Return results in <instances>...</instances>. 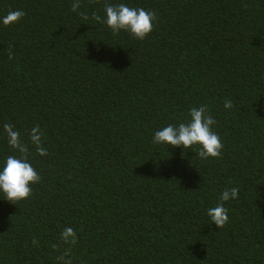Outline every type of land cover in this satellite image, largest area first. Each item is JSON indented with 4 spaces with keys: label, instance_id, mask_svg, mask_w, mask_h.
<instances>
[{
    "label": "trees",
    "instance_id": "1",
    "mask_svg": "<svg viewBox=\"0 0 264 264\" xmlns=\"http://www.w3.org/2000/svg\"><path fill=\"white\" fill-rule=\"evenodd\" d=\"M73 2L0 0V170L20 155L10 123L41 176L19 204L0 192V264H63L69 248L72 264H264V0ZM106 3L154 11V30L114 35L93 18ZM202 105L221 158L153 143ZM232 187L218 228L207 210Z\"/></svg>",
    "mask_w": 264,
    "mask_h": 264
},
{
    "label": "clouds",
    "instance_id": "2",
    "mask_svg": "<svg viewBox=\"0 0 264 264\" xmlns=\"http://www.w3.org/2000/svg\"><path fill=\"white\" fill-rule=\"evenodd\" d=\"M81 7V0H74L71 5L73 12H78ZM104 11L106 20L99 15L93 14V18L106 25L111 29L114 35H119L121 31L130 33L134 38L144 40L155 28L154 21L157 15L154 11H147L144 8L129 7L124 3L117 5L105 4ZM26 13L22 10L9 11L2 18L5 26L18 23ZM82 19L87 20V15L80 12ZM9 60L13 59L11 46L8 49ZM224 107L230 109L233 107L231 100H226ZM191 119L187 123H180L178 126L169 124L156 131L153 136L154 144H167L173 147H183V149H193V146H199L198 156L201 159L221 158L224 144L217 132L213 130L216 124L214 117L208 112L207 105L199 108L193 107L190 110ZM3 128L8 136V143L20 155L7 156L2 170H0V192L3 197L13 204L30 198L33 194L32 185L39 183L41 176L29 161V145L23 142L19 131L14 129V125L5 123ZM43 133L40 126L36 125L31 130L30 141L35 145L36 152L39 155H48V150L43 147ZM239 198V189L232 187L225 189L220 196L217 206L207 210V215L211 222L215 223L218 228H223L229 222L228 209L224 207L223 202ZM61 239L65 244L75 245L78 242L76 231L72 227H66L61 232ZM33 244L38 241L33 238ZM53 248L58 247L53 245ZM71 248L65 250L57 257L58 261L63 264H72L70 258Z\"/></svg>",
    "mask_w": 264,
    "mask_h": 264
}]
</instances>
